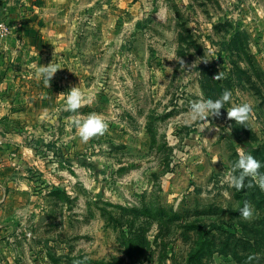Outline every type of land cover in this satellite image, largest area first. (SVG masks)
Here are the masks:
<instances>
[{"label": "rangeland", "instance_id": "obj_1", "mask_svg": "<svg viewBox=\"0 0 264 264\" xmlns=\"http://www.w3.org/2000/svg\"><path fill=\"white\" fill-rule=\"evenodd\" d=\"M30 3L57 32L58 69L36 84L41 97L0 96V264H264V190L251 177L242 189L226 179L240 151L264 173V40L246 33L253 4ZM73 87L83 94L76 113L108 123L87 142L76 113L61 110ZM225 89L224 107L247 101L249 119L221 108L201 131L191 104Z\"/></svg>", "mask_w": 264, "mask_h": 264}, {"label": "crops", "instance_id": "obj_2", "mask_svg": "<svg viewBox=\"0 0 264 264\" xmlns=\"http://www.w3.org/2000/svg\"><path fill=\"white\" fill-rule=\"evenodd\" d=\"M30 1L0 0L5 19L10 26L9 34L0 38L1 97L10 92L14 97L21 98L35 97L38 92L37 96L41 97V89H38L36 84L43 79L37 74V68L40 64H55L56 54L52 53L57 50V32L43 26V16L39 9H32L34 6ZM248 2L253 5L245 15L246 19L254 20L250 21L252 25L246 33L254 35L257 41L260 38L264 40V0ZM229 25L233 26L234 21L231 20ZM237 29L229 33V37L233 36L232 39L226 37V40H237L235 36L240 35ZM15 85L16 87H13ZM0 129L3 130L2 127ZM0 160H4L3 156Z\"/></svg>", "mask_w": 264, "mask_h": 264}, {"label": "clouds", "instance_id": "obj_3", "mask_svg": "<svg viewBox=\"0 0 264 264\" xmlns=\"http://www.w3.org/2000/svg\"><path fill=\"white\" fill-rule=\"evenodd\" d=\"M31 67V66H30ZM58 66L54 63L47 65L40 64L37 68V74L44 80L45 84H49L50 78L57 71ZM221 74H218L217 78H220ZM83 94L77 87H73L67 92L62 111H69L76 113V110L81 107L83 102ZM232 98V91L225 89L222 94L215 98L200 99L195 101L190 106V120L203 121V124H199L198 127L201 131L207 127L209 119L208 117L220 115L221 108L227 110V117L234 119L237 122L244 123L250 117L252 112V105L244 101L239 104H235L232 107L225 108L224 105L230 102ZM50 121L55 120V115L48 116ZM71 123H74L77 128V134L80 139L87 142L90 138L103 135L108 128V123L102 116V114L91 112L86 116L81 117L79 113L71 119ZM261 161L256 159L251 153L240 151L238 158L232 164L231 169L228 170L226 179L230 182L231 186L242 189L245 187L246 177H251L258 184L261 190H264V173L260 172ZM251 181H249V186ZM239 213L245 219H249L253 215V208L249 202L245 201ZM73 264H80L79 261H74Z\"/></svg>", "mask_w": 264, "mask_h": 264}, {"label": "built area", "instance_id": "obj_4", "mask_svg": "<svg viewBox=\"0 0 264 264\" xmlns=\"http://www.w3.org/2000/svg\"><path fill=\"white\" fill-rule=\"evenodd\" d=\"M10 32V26L5 19V14L2 10V5L0 2V38L8 35Z\"/></svg>", "mask_w": 264, "mask_h": 264}]
</instances>
